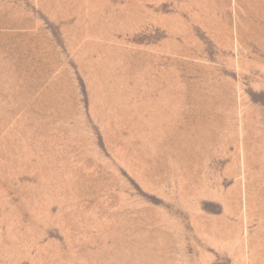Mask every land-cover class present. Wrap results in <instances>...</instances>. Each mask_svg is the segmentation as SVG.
<instances>
[{"label": "rangeland", "instance_id": "1", "mask_svg": "<svg viewBox=\"0 0 264 264\" xmlns=\"http://www.w3.org/2000/svg\"><path fill=\"white\" fill-rule=\"evenodd\" d=\"M0 264H264V0H0Z\"/></svg>", "mask_w": 264, "mask_h": 264}]
</instances>
